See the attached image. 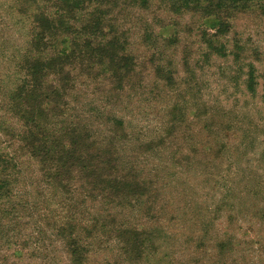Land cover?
Masks as SVG:
<instances>
[{
	"label": "rangeland",
	"instance_id": "374dc122",
	"mask_svg": "<svg viewBox=\"0 0 264 264\" xmlns=\"http://www.w3.org/2000/svg\"><path fill=\"white\" fill-rule=\"evenodd\" d=\"M148 1L112 13L128 77H86L75 64L65 115L51 119L88 131L92 180L78 167L48 178L62 162L34 158L27 136L41 137L47 98L22 100L24 119L14 110L34 15L54 13L57 0H0V155L18 166L0 201V264H71L77 236L91 264H264V0L218 11L213 29L204 14L169 8L174 0ZM22 126L24 141L9 133ZM134 229L150 243L138 262L124 254L131 235H115Z\"/></svg>",
	"mask_w": 264,
	"mask_h": 264
},
{
	"label": "trees",
	"instance_id": "16d2710c",
	"mask_svg": "<svg viewBox=\"0 0 264 264\" xmlns=\"http://www.w3.org/2000/svg\"><path fill=\"white\" fill-rule=\"evenodd\" d=\"M120 1H122L121 8L130 5L128 2L135 4V2L140 1L141 6L144 8L148 7L147 4H149L148 0H57V10L54 13H48L49 11L44 10L34 15L35 25L33 28H35V32L33 39L22 48L16 65L18 71L21 70V74L26 71V75L24 78L19 75L18 94H15L13 99L15 114L18 112L17 115H21V118L24 119L25 116L20 113L23 109L22 100L31 99L32 96L37 94L36 92H39L38 94L45 99L47 98L46 100L42 98L39 100L42 109V123L39 126V136L41 137L36 140L35 133L32 131H29L27 137L32 139L28 145H30L34 158L37 161L39 160L41 164L46 165L48 161L62 162L58 171L55 174L49 173L48 178L56 179V177L65 173V168L68 171L69 168L73 167L80 168L81 172L88 171L87 177L92 180H94L93 176L97 175V166L94 167L91 164V160L93 161L94 157H97L91 155V149L94 146L92 144L88 146L84 142L89 138L88 131L72 125L70 127L58 126L55 128L51 119L65 115L62 109L67 106V96L76 89L70 78L71 73L75 71V64H78L79 70L83 71L86 77L92 76V72L97 68H101V70L109 68L113 71L110 74L113 78H117L119 84L121 78L128 77L126 73L124 76L121 75L125 67L126 72H131L133 59L127 55L129 43L127 42L128 45L124 48L125 42L122 41V38H124L122 35L125 34L122 32V27L119 26L122 19L112 15L119 7ZM246 1L174 0V5L169 8L176 11L187 10L188 13L204 14L203 18L206 17L209 21L207 27L213 29L215 26L220 27L222 25L217 17L218 11H222L221 14H223L228 9H245ZM84 7H86V10L88 9L86 13H82L85 11ZM130 7L134 6L130 5ZM64 30L71 36L69 43L66 42L63 35ZM146 35L148 40L152 36L151 33ZM60 39H63L64 45H62ZM207 43L209 46V43L213 42L208 39ZM59 46L64 47L60 48ZM210 46L212 47V45ZM51 49L52 51H50ZM23 61L25 62L23 63ZM69 64H71V68L67 67ZM50 76L53 77L51 82L49 81ZM10 111H13V109L10 108ZM12 128L9 133H12L13 136L16 135V137L20 136L24 141L21 135L24 130L23 126ZM36 142H39L40 145L35 146ZM17 168L14 157L6 160L3 155H0V201L4 200L5 202L6 195L10 190L9 187L13 186V182L9 179L10 169L12 171ZM112 181H107V183L117 185L115 181ZM141 232L134 229L132 231L126 230V232L116 231L115 234L117 239L131 235L130 239L134 242V245L131 247L130 243L124 254H134L133 260L135 262L140 261L149 253L144 254L140 250L142 247L149 248L147 244H150L144 238L145 234ZM83 245V239L80 236L71 239L68 249L71 264H91L90 253L87 249L82 248ZM124 248L122 247L121 251ZM222 248L223 246H221Z\"/></svg>",
	"mask_w": 264,
	"mask_h": 264
}]
</instances>
